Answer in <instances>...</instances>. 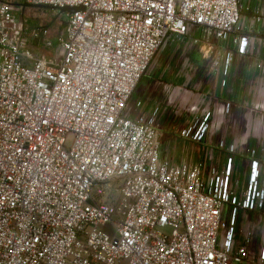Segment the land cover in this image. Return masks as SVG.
I'll return each instance as SVG.
<instances>
[{"label":"built area","instance_id":"built-area-1","mask_svg":"<svg viewBox=\"0 0 264 264\" xmlns=\"http://www.w3.org/2000/svg\"><path fill=\"white\" fill-rule=\"evenodd\" d=\"M22 5L82 10L51 39ZM168 37L220 50L222 90L261 37L264 73V9L245 0H0V264H264V135L233 130L264 106L226 100L214 141V110L176 126L195 162L161 154L160 104L134 95Z\"/></svg>","mask_w":264,"mask_h":264},{"label":"rangeland","instance_id":"rangeland-1","mask_svg":"<svg viewBox=\"0 0 264 264\" xmlns=\"http://www.w3.org/2000/svg\"><path fill=\"white\" fill-rule=\"evenodd\" d=\"M250 1L252 0H245L246 5L249 4ZM15 13H20L23 16L24 23L29 29H48V36L51 39H54L62 33L67 19L65 13L61 14L57 10L33 6L16 8ZM198 46L200 45L190 48L186 44H180L175 37L166 38L141 77L134 95L135 99L141 97H143V99H150L152 102L159 103L162 107L161 118H165L168 123L170 121V127L162 138L161 154H172L176 160L179 158L181 159L186 152L190 153L192 159L199 158L200 155L204 154L203 147L202 149H198L195 144L182 140L174 132L176 126H179L180 123L186 124L192 120L193 111L191 106H193L198 99L203 100L205 97L207 99L205 91H198V84L194 79L192 81L188 80V83H186L188 84V92L185 94L184 99L180 97V90L178 89L184 80L186 82V79L191 78L195 71L193 63L197 61L198 55H194L193 53L198 51ZM38 48H40V44ZM38 51L39 49L37 52ZM191 56L192 59H190ZM201 73V76H209L206 68ZM202 82H205V80L203 79L201 83ZM238 84H240L239 77L232 75L229 77V88H227L231 89L232 87L233 92H235L236 89L239 88L236 87ZM246 85L250 87V80L246 81ZM213 96H215V93H212V97ZM198 114L199 113H196L195 115ZM248 114L249 117L246 118L247 120L233 124V130L234 132H238V135L243 138L245 141L244 144L251 146L257 143L261 136L264 135V128L261 126L262 129H259L258 133L257 128L259 127L258 124L260 125L261 115L251 112ZM223 128L224 125L222 124L219 132L213 135L211 131V141L223 135L221 134ZM228 212L229 207L225 206L224 219L228 217ZM258 221L256 216H253L248 222L246 214L241 213L238 218L237 235L243 236L244 238L247 233H249L250 242L256 243L259 239L261 229V223Z\"/></svg>","mask_w":264,"mask_h":264},{"label":"crops","instance_id":"crops-1","mask_svg":"<svg viewBox=\"0 0 264 264\" xmlns=\"http://www.w3.org/2000/svg\"><path fill=\"white\" fill-rule=\"evenodd\" d=\"M253 5H256L264 9L263 0H252L250 1L249 4H247L248 7ZM254 45L257 48V54L252 56V58L238 57L235 63L230 67L229 77L234 75L235 77H239V81H240V84L236 85V87L239 88L236 89L235 92H233L232 87L231 89H228L229 88L228 87L225 90H222L219 87L218 78H220L219 72L221 71V68H218L217 71H214L212 73V68H211L212 56L222 55V52L220 50L218 49L212 50V46L208 47L206 45L201 44L200 46H198V51H195L193 53L194 55L195 54L198 55L197 61L193 63L195 67V71L192 74L191 78L186 79V82L184 80V82L180 87H178V89L180 90V97L184 99L185 94L188 92L187 91L188 84L186 83H188V80L192 81L194 79L198 84V89H199L198 91H205V95L207 96V99L206 97L203 100L198 99L197 102L194 103L193 106H191L193 111L192 117L199 118L204 112H209L212 116V111L214 110V129L212 130L213 134L219 132L220 126L223 124L221 113H222L223 103L226 100L231 99L232 101H234L236 112H239L238 109L251 102L261 103V105L264 106V73L261 70H259L256 66L259 63L258 60L262 59V51H263L262 38L254 37ZM190 59H192V56L190 57ZM205 68L209 76H201L202 74L201 72ZM203 79L205 80V82L201 83ZM249 80L251 84L250 87L246 85V81ZM212 93H215V96L212 97ZM152 104L153 102L150 103V105ZM161 111H162V107H161ZM196 113L199 114L195 115ZM260 119H261L260 125L258 124L259 127L257 128L258 133H259V129H262L261 126L264 128V120L262 118ZM161 121L164 123V125L167 128L170 127V121L168 123L165 120V118H161ZM179 125H183V124L180 123ZM240 140L244 141L242 137H240ZM196 146L198 147V149H202L201 146L199 145ZM201 157L204 156L200 155L199 158H195V159L193 158V161L195 162ZM179 161L180 158L177 160L175 159V162H179Z\"/></svg>","mask_w":264,"mask_h":264},{"label":"water","instance_id":"water-1","mask_svg":"<svg viewBox=\"0 0 264 264\" xmlns=\"http://www.w3.org/2000/svg\"><path fill=\"white\" fill-rule=\"evenodd\" d=\"M28 5H22V7H26ZM39 8H44V9H51V10H57L59 11V13L63 14V13H68V14H72L75 11H79L82 10V8H70V7H64V8H53V7H47V6H40Z\"/></svg>","mask_w":264,"mask_h":264}]
</instances>
